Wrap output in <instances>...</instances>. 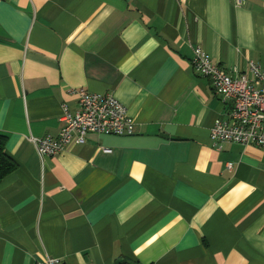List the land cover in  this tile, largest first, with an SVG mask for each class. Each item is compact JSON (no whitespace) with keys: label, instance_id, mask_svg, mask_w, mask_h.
<instances>
[{"label":"crops","instance_id":"0c3cea01","mask_svg":"<svg viewBox=\"0 0 264 264\" xmlns=\"http://www.w3.org/2000/svg\"><path fill=\"white\" fill-rule=\"evenodd\" d=\"M264 69V0H0V264H264V149L211 140L223 102L192 60ZM114 94L134 134L41 157L73 90Z\"/></svg>","mask_w":264,"mask_h":264},{"label":"built area","instance_id":"2783aa9c","mask_svg":"<svg viewBox=\"0 0 264 264\" xmlns=\"http://www.w3.org/2000/svg\"><path fill=\"white\" fill-rule=\"evenodd\" d=\"M195 70L211 80L223 102H233L227 118L216 119L211 128V140L218 149L225 143L256 146L264 149V69L250 62L247 73L230 75L201 46L194 48ZM78 110L73 113L64 106L63 123L57 137L30 136L41 157L64 152L71 144H83L89 134L126 136L134 134V120L128 108L112 93H91L73 90ZM35 264H64L60 258L47 257Z\"/></svg>","mask_w":264,"mask_h":264},{"label":"trees","instance_id":"16d2710c","mask_svg":"<svg viewBox=\"0 0 264 264\" xmlns=\"http://www.w3.org/2000/svg\"><path fill=\"white\" fill-rule=\"evenodd\" d=\"M6 143L7 136L0 133V182L17 169L16 162L6 152Z\"/></svg>","mask_w":264,"mask_h":264}]
</instances>
